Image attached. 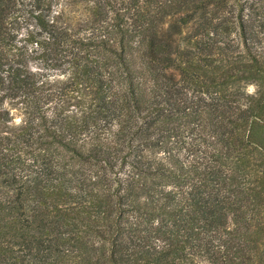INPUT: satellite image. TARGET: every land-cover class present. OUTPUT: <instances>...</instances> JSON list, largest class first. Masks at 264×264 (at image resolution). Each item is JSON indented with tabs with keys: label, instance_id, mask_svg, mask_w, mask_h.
Returning a JSON list of instances; mask_svg holds the SVG:
<instances>
[{
	"label": "trees",
	"instance_id": "obj_1",
	"mask_svg": "<svg viewBox=\"0 0 264 264\" xmlns=\"http://www.w3.org/2000/svg\"><path fill=\"white\" fill-rule=\"evenodd\" d=\"M56 1L0 0V264H264L263 0Z\"/></svg>",
	"mask_w": 264,
	"mask_h": 264
},
{
	"label": "rangeland",
	"instance_id": "obj_2",
	"mask_svg": "<svg viewBox=\"0 0 264 264\" xmlns=\"http://www.w3.org/2000/svg\"><path fill=\"white\" fill-rule=\"evenodd\" d=\"M262 10L264 16V0ZM51 19L59 26L79 27L89 19V5L70 0H57L52 7ZM261 32L264 38V28L261 29ZM22 33H25V29L22 30ZM33 69L35 68L33 67ZM247 91L253 93L254 88L248 87ZM14 117L16 122L20 120V116L15 113Z\"/></svg>",
	"mask_w": 264,
	"mask_h": 264
}]
</instances>
